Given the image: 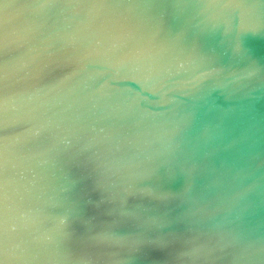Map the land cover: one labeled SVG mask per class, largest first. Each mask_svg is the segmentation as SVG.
<instances>
[{
	"label": "water",
	"instance_id": "obj_1",
	"mask_svg": "<svg viewBox=\"0 0 264 264\" xmlns=\"http://www.w3.org/2000/svg\"><path fill=\"white\" fill-rule=\"evenodd\" d=\"M0 264H264V0H0Z\"/></svg>",
	"mask_w": 264,
	"mask_h": 264
}]
</instances>
